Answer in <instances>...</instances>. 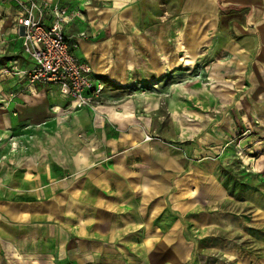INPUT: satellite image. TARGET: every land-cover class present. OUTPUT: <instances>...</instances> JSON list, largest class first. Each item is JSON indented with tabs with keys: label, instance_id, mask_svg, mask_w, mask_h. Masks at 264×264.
I'll return each instance as SVG.
<instances>
[{
	"label": "crops",
	"instance_id": "crops-1",
	"mask_svg": "<svg viewBox=\"0 0 264 264\" xmlns=\"http://www.w3.org/2000/svg\"><path fill=\"white\" fill-rule=\"evenodd\" d=\"M48 1L104 89L27 86L0 0V264H264V0Z\"/></svg>",
	"mask_w": 264,
	"mask_h": 264
},
{
	"label": "built area",
	"instance_id": "built-area-1",
	"mask_svg": "<svg viewBox=\"0 0 264 264\" xmlns=\"http://www.w3.org/2000/svg\"><path fill=\"white\" fill-rule=\"evenodd\" d=\"M19 4L23 53L32 63L30 69L22 72L27 86L56 87L78 106L92 108L104 89L103 80L86 60L75 54L76 44L70 42L62 27L66 10L57 5L48 8L34 0Z\"/></svg>",
	"mask_w": 264,
	"mask_h": 264
},
{
	"label": "rangeland",
	"instance_id": "rangeland-1",
	"mask_svg": "<svg viewBox=\"0 0 264 264\" xmlns=\"http://www.w3.org/2000/svg\"><path fill=\"white\" fill-rule=\"evenodd\" d=\"M21 1H25V0H18V3L19 2H21ZM34 1H36L37 3H39V4H41L42 6H48V8L49 7H52V6H54V5H57V6H59V4L57 3V2H54V3H50L48 0H34ZM57 1V0H56ZM93 4L94 5H97V3H95V2H93ZM20 5V4H19ZM60 8H63V9H67L66 7H63V6H59ZM95 9L96 10H99L100 9V7L99 6H97V7H95ZM47 11V10H46ZM75 14H76V12H75ZM80 17H81V21H82V23H85V21H86V18H85V13H84V11H83V17L80 15ZM85 20V21H84ZM90 29V28H89ZM85 32H81L80 34H79V36L80 37H82L83 39H86V40H93L94 38H96V37H93V36H91L90 34L91 33H89L88 32V30L86 29V27H85ZM90 31V30H89ZM71 34V33H70ZM68 35H69V33H68ZM71 35H75V36H77V30H76V32L74 31V30H72V34ZM93 38V39H92ZM74 44H76L75 42H74ZM77 45V44H76ZM76 49V48H75ZM75 54L76 55H78V56H80L79 54H78V50H76L75 51ZM81 57V56H80ZM85 60V59H84ZM7 71H9V74L7 73V74H5L4 73V71H2V72H0V79L1 78H4V79H6L10 74H11V71L9 70V69H6ZM71 100V99H70ZM71 102H73L74 103V106H75V109H78V108H82L81 106H78L73 100H71ZM154 136H151V135H146V137L145 138H148V139H151V138H153ZM15 145V144H14ZM164 216V215H163ZM163 216H160L159 217V219H158V222L160 223V224H163V222L165 223H167L169 220H170V218L169 217H163ZM173 218H174V216H173ZM174 219H176V218H174ZM173 219V220H174ZM160 237L161 236H158V237H156L155 238V243H154V245L153 246H150L149 248H148V250L147 251H145V254H141V257H142V259H141V261L140 262H138V261H136V258L134 259L135 261H130V260H133L132 259V257L131 256H129V257H127L128 259H125L126 261L124 262V263H120V264H182L181 263V261H173L172 263H168V261L166 262V261H164V259L166 258V249L167 250H169L170 251V249L169 248H163V247H161L160 245H156L158 242H160L159 241V239H160ZM189 237V239H190V241L191 242H193L194 243V248H192V247H190L189 249L192 251L193 249V253H194V258H196L197 257V254H198V252H199V247H200V245L195 241V239L193 238V237H190V236H188ZM172 251L174 252V254L176 255V250H177V248H176V246H172ZM180 249V248H179ZM126 254V256L128 255L127 254V252H125ZM147 253H148V255L150 256V258L151 259H149V257L148 256H146L147 255ZM151 255H154V256H156V257H158L157 259H156V261H153L152 260V257H151ZM93 263H88V262H84V261H80V262H74V261H72V260H70L69 259V257L68 258H65V259H61L60 261H58L57 263H54V264H111V263H108V262H102V261H100V262H98V261H92ZM49 264H50V262H49ZM52 264V263H51ZM185 264V263H184Z\"/></svg>",
	"mask_w": 264,
	"mask_h": 264
}]
</instances>
